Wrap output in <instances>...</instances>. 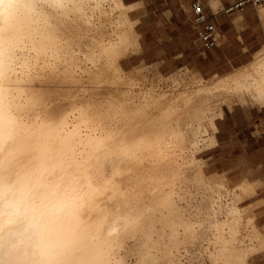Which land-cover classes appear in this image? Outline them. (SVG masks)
I'll use <instances>...</instances> for the list:
<instances>
[{"label":"bare ground","instance_id":"bare-ground-1","mask_svg":"<svg viewBox=\"0 0 264 264\" xmlns=\"http://www.w3.org/2000/svg\"><path fill=\"white\" fill-rule=\"evenodd\" d=\"M127 7L0 0V264H248L262 242L249 189L212 184L195 152L214 97L264 100V48L194 86L132 82Z\"/></svg>","mask_w":264,"mask_h":264},{"label":"rangeland","instance_id":"rangeland-1","mask_svg":"<svg viewBox=\"0 0 264 264\" xmlns=\"http://www.w3.org/2000/svg\"><path fill=\"white\" fill-rule=\"evenodd\" d=\"M122 1L129 6L125 16L133 23L132 35L138 42L135 49L117 59L116 64L127 80L171 90L172 79L194 86L197 77L210 81L213 76L233 72L211 75L208 70L212 66L202 60L201 54L196 57L197 52L177 49L180 44L176 41L182 35L170 25L166 12L177 8L182 0ZM201 48L198 53L202 52ZM214 99L215 128L203 134L206 141L198 145L196 161L202 175L212 184H222L239 193L244 187L249 189L240 193L237 204L240 210H248L243 224L245 233H255L262 242L255 239L260 243L249 252L248 264H264V100L250 94L243 101L231 95ZM223 198L229 200L226 194ZM248 215L250 223H247ZM246 238L248 244L249 237Z\"/></svg>","mask_w":264,"mask_h":264},{"label":"crops","instance_id":"crops-1","mask_svg":"<svg viewBox=\"0 0 264 264\" xmlns=\"http://www.w3.org/2000/svg\"><path fill=\"white\" fill-rule=\"evenodd\" d=\"M194 1L182 0L177 8H170L166 14L170 25L182 35L176 41L180 44L177 49L197 52L196 57L201 54L202 60L208 61L212 66L208 70L211 75L232 72L247 65L264 48V24L259 15L264 5L246 3L243 9L229 10L239 0H201L205 13L216 25L218 35L217 44L210 49H204L198 39L197 26L193 23L191 3ZM200 48L202 52L198 53Z\"/></svg>","mask_w":264,"mask_h":264},{"label":"built area","instance_id":"built-area-1","mask_svg":"<svg viewBox=\"0 0 264 264\" xmlns=\"http://www.w3.org/2000/svg\"><path fill=\"white\" fill-rule=\"evenodd\" d=\"M246 3H251L254 6H263L264 0H239L231 5L228 9H243ZM237 4H240L241 7H236ZM201 8L200 12L195 11V8ZM192 12H193V23L197 26L198 39L201 41L204 49H210L214 47L218 42L217 28L216 25L210 20L204 10V5L200 1H195L192 3ZM202 17V18H201ZM209 28L212 30V36L204 39L201 35L206 33Z\"/></svg>","mask_w":264,"mask_h":264},{"label":"snow or ice","instance_id":"snow-or-ice-1","mask_svg":"<svg viewBox=\"0 0 264 264\" xmlns=\"http://www.w3.org/2000/svg\"><path fill=\"white\" fill-rule=\"evenodd\" d=\"M236 7H241V5L237 4ZM195 11L200 12L201 8L197 7V8H195ZM201 35L204 37V39H207L208 37L212 36L211 28H209V30L206 33H202Z\"/></svg>","mask_w":264,"mask_h":264},{"label":"clouds","instance_id":"clouds-1","mask_svg":"<svg viewBox=\"0 0 264 264\" xmlns=\"http://www.w3.org/2000/svg\"><path fill=\"white\" fill-rule=\"evenodd\" d=\"M3 195H5V193L4 192H0V196H3Z\"/></svg>","mask_w":264,"mask_h":264}]
</instances>
